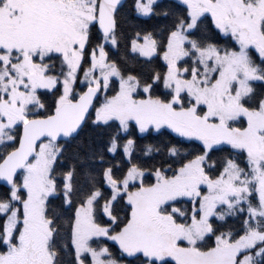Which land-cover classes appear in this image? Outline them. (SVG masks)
I'll return each mask as SVG.
<instances>
[{"label": "snow or ice", "instance_id": "1", "mask_svg": "<svg viewBox=\"0 0 264 264\" xmlns=\"http://www.w3.org/2000/svg\"><path fill=\"white\" fill-rule=\"evenodd\" d=\"M129 7L0 0V264H264V0Z\"/></svg>", "mask_w": 264, "mask_h": 264}, {"label": "trees", "instance_id": "2", "mask_svg": "<svg viewBox=\"0 0 264 264\" xmlns=\"http://www.w3.org/2000/svg\"><path fill=\"white\" fill-rule=\"evenodd\" d=\"M130 4H131V0H127V2L125 3V11H130ZM149 141H144V143H147ZM3 190V186L2 184L0 183V191Z\"/></svg>", "mask_w": 264, "mask_h": 264}, {"label": "water", "instance_id": "3", "mask_svg": "<svg viewBox=\"0 0 264 264\" xmlns=\"http://www.w3.org/2000/svg\"><path fill=\"white\" fill-rule=\"evenodd\" d=\"M127 2V0H123V3L125 4ZM2 184V182H0Z\"/></svg>", "mask_w": 264, "mask_h": 264}]
</instances>
